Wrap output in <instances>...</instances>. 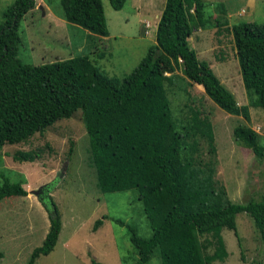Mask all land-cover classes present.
Here are the masks:
<instances>
[{"label": "trees", "instance_id": "obj_1", "mask_svg": "<svg viewBox=\"0 0 264 264\" xmlns=\"http://www.w3.org/2000/svg\"><path fill=\"white\" fill-rule=\"evenodd\" d=\"M125 0H108L113 10ZM64 21L98 36L107 28L100 0H57ZM34 0H13L0 23V147L26 141L55 121L77 110L88 138V163L95 186L102 193L134 189L150 234L140 237L127 226L137 258L146 264L152 255L160 264H211L227 252L220 231L235 229V215L246 213L253 221L264 263V188L258 200L232 202L222 187H215L214 167L196 159L195 140L206 139L210 151V123L191 112L188 122L171 113L165 89L164 63L182 66L191 83L228 114L249 118V107L264 109V23L238 21L230 26L234 56L248 99L237 104L205 60L197 58L188 37L194 26L205 28L202 0H164L155 26L154 43L136 66L121 77L108 76L85 55L40 64L23 63L17 56L18 21ZM219 23L214 22L213 26ZM233 140L264 159V143L256 131L238 124ZM31 151L15 152V161H32ZM264 177V173H263ZM26 195L19 181L3 179L0 200ZM49 201L54 206L52 199ZM48 226L43 240L26 262L48 254L57 239L60 220L56 207L46 208ZM101 223L94 222L93 228ZM122 224V222H120ZM203 237L202 240L199 238ZM212 246L211 253L207 247ZM2 253L0 252V258ZM90 264H101L93 260Z\"/></svg>", "mask_w": 264, "mask_h": 264}, {"label": "rangeland", "instance_id": "obj_2", "mask_svg": "<svg viewBox=\"0 0 264 264\" xmlns=\"http://www.w3.org/2000/svg\"><path fill=\"white\" fill-rule=\"evenodd\" d=\"M208 27L194 26L188 44L198 59L208 62L220 83L237 104H247L230 26L238 21L264 23V0H202ZM13 0H0V23L4 10ZM163 0H125L113 10L108 0H100L107 35L98 36L69 24L60 15L57 0H34V6L18 21L17 56L23 63L40 64L76 55L87 56L108 76L121 77L130 72L154 43L155 26ZM218 26H213L214 22ZM168 77L165 89L172 116L183 123L191 112L211 125L212 148L202 136L195 140L197 161L214 167L215 187H222L232 202L258 200L264 188V159H257L248 148L232 137L235 125L256 131L264 143V109L249 107L248 120L228 114L215 105L200 85L191 83L182 66L164 63ZM80 111L55 121L41 133L24 142L0 147V183L3 179L21 183L25 196L12 195L0 200V264H26L38 247L48 226L47 212L30 192L42 184L49 188L60 220L52 250L39 255L33 264H131L137 258L129 242V226L136 235L148 237L150 229L134 189L102 193L95 186L93 169L88 163V138ZM31 151L32 161H15V152ZM101 223L93 228L94 222ZM122 222V224L120 223ZM235 229L222 228L226 256L211 264H264L261 246L252 219L243 212L235 215ZM201 236L199 239L202 240ZM211 253L212 246L207 247ZM146 264H160L152 255Z\"/></svg>", "mask_w": 264, "mask_h": 264}, {"label": "water", "instance_id": "obj_3", "mask_svg": "<svg viewBox=\"0 0 264 264\" xmlns=\"http://www.w3.org/2000/svg\"><path fill=\"white\" fill-rule=\"evenodd\" d=\"M30 192L39 200V202L43 206L51 209L54 208L52 203L49 201V188L46 187V184H42L37 188L32 189Z\"/></svg>", "mask_w": 264, "mask_h": 264}, {"label": "crops", "instance_id": "obj_4", "mask_svg": "<svg viewBox=\"0 0 264 264\" xmlns=\"http://www.w3.org/2000/svg\"><path fill=\"white\" fill-rule=\"evenodd\" d=\"M164 1V0H163ZM246 1H248V0H246ZM250 1V0H249ZM163 4H164V2H163ZM163 7V6H162ZM25 196V195H24Z\"/></svg>", "mask_w": 264, "mask_h": 264}]
</instances>
